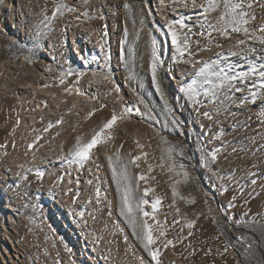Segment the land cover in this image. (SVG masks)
Instances as JSON below:
<instances>
[{
  "label": "rangeland",
  "instance_id": "rangeland-1",
  "mask_svg": "<svg viewBox=\"0 0 264 264\" xmlns=\"http://www.w3.org/2000/svg\"><path fill=\"white\" fill-rule=\"evenodd\" d=\"M23 2L29 21L36 23L41 28V38L34 40L14 33L1 17L4 0H0V60H14L21 56L28 61L40 60L41 63L51 67L55 72L53 80L55 83L57 82V86H69L77 78L75 75L67 76L63 84H59L57 78L62 69L84 70L80 59L69 47L70 28L77 25L72 21H76L75 17L81 16L85 10L82 6V0H23ZM200 2L201 0H197V3ZM59 3L76 8V12H65L63 15L57 14L55 18H52V13ZM124 4H129L130 7L126 9ZM87 11L94 18L87 19L81 16L79 21L87 22L97 30L99 38L103 37L105 53L110 57L105 69L103 67L104 56L102 55L103 63L100 70L111 73V77L123 92L135 100V96L130 91V83L125 79L131 72L135 77L134 83L139 85V91L150 106L155 109L161 121V124L153 127L150 126V122L141 120L144 128H146V134L158 168V175L155 180L152 182L149 180L148 186L153 185L151 187L154 189V194H150L148 199L151 200L153 196L161 198L157 220L166 231L167 239H172L175 242L178 236L187 237L182 243H175L174 247L162 249L161 260L163 258L164 261V256L171 251L175 257L182 258L183 264H264V219L252 214V209L259 207L262 198H264V193L260 191L264 187V176L257 175L254 178L257 180L256 185H249L248 190H243V193L239 191L235 194L221 195L219 189L214 187V184L221 182L216 181L207 169L201 167L199 149L206 147L209 150V147L205 136L203 140H198V137L203 135L204 129L214 125L216 120L203 118L198 121L191 107L187 106L181 94L178 93L174 79L168 75L173 64L170 41H166V38L161 35V32L166 30L163 29L164 21L159 18L154 2L151 0H89ZM199 11L200 9H192L190 13L185 14L194 17L193 21H189V23L194 24L195 14ZM219 14L220 12L216 11L211 16L215 19ZM256 16L257 19L254 24H259L261 18L264 17V11L258 6ZM45 17L49 19L46 20ZM125 29L127 33H125ZM105 31L107 32L106 36L104 35ZM198 31L199 28L194 26L193 32ZM213 35L215 42L221 44L224 51L230 48L233 51L238 50L233 45L236 44L237 40L244 38L242 34L237 33H232L227 39L219 37L215 33ZM152 39H156L161 48L164 47L165 43L168 44L167 50L163 53L165 68L161 73L162 86L165 95L184 122L183 134H181V130L171 127L170 121L165 120L163 105L151 86L149 65ZM192 40L193 48H195L196 40L200 41L201 46L206 43L205 38L196 35L192 37ZM248 43L251 44L252 42L249 41ZM257 47L259 46L257 45ZM217 51L219 49L213 44L210 50L200 52L198 59L214 58ZM235 59L232 58L233 61ZM37 69L39 72H43L41 66H38ZM241 95L243 94L235 93L237 103ZM256 102H247L242 107L235 104V108L232 110L236 116L235 121L231 120L230 123H232L227 127V131H230L231 135L233 134L234 139L240 138L245 144L250 140L254 141L252 139L256 136L258 142H254L264 144V123L261 122L264 121V117L260 115L264 112V108L258 107ZM103 103L99 102L94 108L96 109L94 114L85 121L82 120L80 125H75L76 127L68 126L67 128L65 126L64 129L61 125H58L61 127L59 128L54 124V132L60 134L58 136L61 137L67 155L77 136L90 139L92 130L110 118L111 106L104 103L107 106L101 108ZM15 105L14 89L10 93L2 94L0 97V145H5V147H0V157L4 159L3 164H0V264H57L58 261L59 264H79L80 262L74 253H71L66 247L68 244L66 235L62 234L56 238L46 222L43 215L44 203L39 194L40 190H43V184L35 175L36 171L25 164L24 168L20 167L21 169L16 171V178H13L11 171L5 167H12L11 162L15 161L18 156L16 148L21 145L19 143L24 139L21 136L18 137L21 134L18 133L20 127L17 124ZM213 105L206 102L201 107V111H209L212 114ZM164 123H169L167 129L163 127ZM201 123L206 128L201 129ZM157 129L160 130V135L167 138L169 144L182 146L185 157L190 158L185 159L176 156L178 163L182 162L187 166L191 179L186 183L182 181L176 185L179 193L187 199L181 200L177 196L175 207H170L173 200V182L181 178L176 176L175 171H169L167 166L159 167L161 151L167 148L168 144L161 142L160 135H157ZM25 134L27 135L28 132L25 131ZM131 141L132 139L127 133L116 132L114 140L107 147L98 146L95 155L99 160L104 180L108 183L112 210L122 228L124 237L126 240L128 238V243L130 246L132 245V249L141 257V260L144 262L147 260L146 264H154L131 227L119 215V193L112 181L111 170L106 159V156L112 155L117 149L124 156L129 153L136 155ZM242 148L243 150H241ZM236 149L237 151L233 152L232 157L236 159L237 163L247 168L253 167L254 164L252 163L255 157L250 150L246 147ZM7 161L9 165L6 163ZM212 167L219 169V165L216 163ZM263 171L262 168H259L256 172ZM131 172L133 176L140 172L145 173L141 167H132ZM25 175L27 179H21ZM157 182L161 183L157 184ZM140 183L141 188L146 186L143 182ZM136 195H142V192H137ZM233 195L236 196V200L233 201L234 207L228 208V202ZM193 199L194 203L189 202ZM205 200H207V204ZM176 208H179V215L176 213ZM148 210L150 211V209ZM245 213L248 214L247 217L244 216ZM228 215L234 217L232 222L227 220ZM252 218H255L254 223L245 225L244 221ZM186 219L196 220L195 226L191 229L192 236H188L189 229L183 227ZM213 219L216 222H213ZM174 220H179V223L174 224ZM235 220L241 221L240 226L235 224ZM182 227L183 232H181ZM240 237H244V239H240ZM225 244L228 245L227 252H224ZM192 249H195V252L193 255H189L193 252ZM206 253L209 254L206 255Z\"/></svg>",
  "mask_w": 264,
  "mask_h": 264
},
{
  "label": "snow or ice",
  "instance_id": "snow-or-ice-1",
  "mask_svg": "<svg viewBox=\"0 0 264 264\" xmlns=\"http://www.w3.org/2000/svg\"><path fill=\"white\" fill-rule=\"evenodd\" d=\"M89 0H82V6L85 10L81 13V16L87 19H93L87 11ZM175 6L177 8L185 9H200L199 12L195 14L194 24L189 23L193 21L194 17L192 15H185L179 13L177 18L167 19L163 14H161V20L164 21L163 29L161 35L166 38V41H170L171 48V60L173 64L187 65L188 68L182 70L180 80L178 81V93L181 94L182 98L185 100L187 106L191 107L195 113L197 120L206 118L212 120L213 116L209 111H201V107L207 102L212 104L224 105L227 101H232L233 104H237L238 107H242L247 102L255 103L257 100H264V17L261 18L259 24H254L257 19L256 8L257 6L264 11V0H201L197 3V0H158V11L163 12L166 7ZM127 9L130 7L129 4H124ZM219 11L220 14L215 19L212 18L211 14L213 12ZM65 12L74 13L76 8L68 7L63 3L56 5L55 10L52 13V18H55L57 14L63 15ZM81 16H76V20H80ZM48 20V17H45ZM47 26V25H46ZM199 28V31L194 33L193 27ZM125 33L127 30L125 29ZM218 35L222 38H230L232 33L242 34L243 39L237 40L236 44L233 45L234 48L238 49L233 51L231 48L224 51L222 45L215 42V37L213 34ZM104 35H107L105 31ZM196 35L203 37L206 43L201 46L200 41H195V48H193L192 37ZM90 39V36H89ZM252 43L249 44L248 42ZM97 46L100 48L101 55L104 56V65L106 69L108 66V60L110 57L105 53L103 37L98 40ZM215 44V47L219 49L214 54V58L208 59H197L196 57L202 51L210 50L211 46ZM257 45L259 47H257ZM168 44L165 43L164 47L161 48L157 44L156 39H152L150 43L151 49V60H150V74H151V86L154 89L155 94L159 97L160 102L163 105V112L165 113V120L170 121L171 127L176 130H181L184 126V122L181 120L180 115L177 114L175 108L170 103L169 98L165 95V91L162 86L161 73L165 68V61L163 59V53L167 50ZM232 58H236L235 61ZM92 61H99V56L93 55L91 57ZM85 64L88 60L85 59ZM47 71L51 72L52 69L49 67ZM185 73L190 76V79L185 78ZM70 75H75L77 77V82L79 79L86 75L83 71H73L71 68L67 70H61L59 77L57 78L59 84H63L65 78ZM93 80L91 83H100L96 80L97 72L93 71ZM169 76H173L174 72L169 69ZM111 73H106L103 76V80L111 84V89L106 93L107 96H111L113 92L116 93V97L112 100V111L110 118H107L98 128L92 130L90 139L83 136H77L75 138V143L73 144L68 156L65 157L64 162L68 164L71 169L72 165H75V171L81 172L85 165L89 162H93V157L95 150H98V146L107 147L115 138V133L119 128L120 124L129 118L133 114L140 117L141 120L150 122V126H155L161 124L158 114L155 109L150 106L144 95L139 91V85L134 83L135 77L129 72L125 79L130 83V91L135 96L134 101H126L124 97L120 94L121 88L110 78ZM31 87V85H28ZM42 87H50V85L45 84ZM65 92L71 94V88H66ZM235 93H242L241 97L238 99L235 97ZM79 91L77 95H80ZM221 97L223 99H221ZM47 107V105H44ZM107 105L102 104L101 108ZM39 107V105L37 106ZM76 105L73 104L68 112L75 109ZM34 111V110H33ZM96 109L89 111L85 119L91 117ZM217 112L220 108L216 109ZM234 115V114H233ZM264 117V112L260 113ZM264 123V121H261ZM63 123V116L55 121V125H60ZM19 124V120H17ZM53 123L49 122L47 126L43 129L44 132H48L49 129L53 127ZM163 127L167 129L169 123H164ZM201 129L205 126L201 123ZM157 135H160V130L157 129ZM207 133H203L202 136L198 137V140H203ZM223 136V132H217L213 135V139L220 140ZM41 136H36L35 141H39ZM160 140L164 144H168V147L162 149L159 167L167 166L169 171H175L176 176L181 179L174 180L172 187V204L170 207H175L176 197L179 196L181 200H186L181 193H179L176 185L183 182H188L191 179L190 174L187 171V166L176 160V156L181 158L190 159L185 157L184 148L178 144L171 145L167 141V138L160 135ZM34 141V142H35ZM211 141H209L210 143ZM227 142L225 141L221 146L207 150L206 147H201L200 151V165L201 167L207 169L211 177H214L216 181H223V183L214 184L223 195L227 189V180L225 175L221 174L219 170L212 167L213 164L217 162L218 155L223 151ZM137 148L141 149L140 153L137 155H132L129 153L127 156L121 154L120 150L117 149L112 155L106 156L108 161V166L111 170L112 181L117 187L119 193V215L124 218L127 224L133 230L134 235L140 240L142 247L151 258V262L154 264H162L161 255L162 249H167L170 246H175V243H182L183 240L187 239L185 236H178L174 242L172 239H167V233L160 225L157 220V213L159 207L161 206V198L153 196L151 200L148 199L150 194L154 193V189L148 186L149 180H154V176H149L143 172L135 174L133 176L131 168H140V161L145 159L147 163L148 153L144 152V144L136 142ZM0 147H5V145H0ZM30 150L33 148V144L30 143L27 146ZM261 149H264V144L260 145ZM243 150V148L241 149ZM235 147L232 148V152H236ZM22 167V166H21ZM97 172L99 171V166L96 165ZM153 170V165L148 164L147 172L151 173ZM27 171V170H26ZM89 175H94L92 169H88ZM19 175V174H18ZM37 178H42L44 172L37 169L35 172ZM257 174L255 172H248L249 177H254ZM68 177V184L73 183L72 172L65 170L56 181V184H61L65 177ZM21 179H27V176H22ZM95 187L94 196L90 197L86 204H91L92 200H95V204L100 206L106 199L105 193L101 186V181L98 175H94ZM228 179L235 180V177L229 176ZM135 180V183H133ZM143 182L145 187L141 188V183ZM239 183L238 181L236 182ZM257 180L251 179V184L256 185ZM76 184V194L72 198L73 204L77 202L79 197V185L80 180L77 177L75 180ZM88 185H93V179H88ZM238 190L243 193V187H239ZM72 192V188H69L65 195ZM137 192H142V195L137 196ZM236 200V196L233 195L232 199L228 202L227 207H234L233 201ZM194 203V199L189 201ZM207 204V200H205ZM247 204V201H245ZM150 209V211L148 210ZM98 209H94L93 213H89L92 219L95 220L94 212ZM85 211L81 210L79 212H74V218H78L79 221H83L87 225V220L85 219ZM176 213L179 215V208H176ZM109 216L112 215L111 205H109ZM247 213L244 214L247 217ZM227 220L232 222L234 217L232 215L227 216ZM255 218L246 219L244 221L245 225H251L254 223ZM213 222H216L213 219ZM174 224H178L179 220H174ZM196 224L195 219H186V223L183 227L189 229L188 236H192L193 227ZM235 224L240 226L241 221L235 220ZM183 227L181 232H183ZM244 239V237H240ZM228 245L225 244L224 252H227ZM70 251V250H69ZM193 252L189 255H193ZM209 253H206V255ZM187 258V257H186ZM59 264V261L57 262ZM140 264H144L141 260Z\"/></svg>",
  "mask_w": 264,
  "mask_h": 264
},
{
  "label": "bare ground",
  "instance_id": "bare-ground-1",
  "mask_svg": "<svg viewBox=\"0 0 264 264\" xmlns=\"http://www.w3.org/2000/svg\"><path fill=\"white\" fill-rule=\"evenodd\" d=\"M151 1L154 2L155 9L160 19L161 14L167 19H174L177 18L179 13L186 14L192 11L190 8L185 9L172 6L166 7L161 13L158 11L157 7L158 0ZM1 14V17L14 33L21 34L25 38L29 37L34 40L41 38V28H39L36 23L29 21L23 0H4ZM72 23L77 25L70 28L69 47L80 59L81 66L84 69L83 72L86 73V75L79 79V82H77V78L75 77L76 79L69 86H57V82L55 83L53 80V78H55V72L52 68L51 72L47 71L49 66L41 63L40 60L28 61L22 58V56L14 60H0V97L2 94L10 93L14 89L16 95V118L19 120L18 127H20V132L18 133L21 134L18 135V137L21 136L24 138L19 143L21 145L16 148L18 156L16 155L17 159L11 162L12 167H5L7 170L11 171L13 178H16V171L21 169V166L24 168L25 164L35 171L39 169L44 172V176L39 178V182L43 184V190L39 192L40 198L44 203L43 215L49 228L52 230V234H54L56 238H59L58 236L62 234H64V236L66 235L68 241L66 247H68L71 253H74L78 262H80L79 264H140L141 257L132 249V245L130 246L127 241L128 238L126 240L124 237L121 230L122 228L112 210V200L109 194L108 183L104 180L96 155L94 154L93 157L94 163H87L84 169L78 173L74 170L75 165H72L70 169L68 164L64 162L65 157L68 155L64 150L63 142L60 139L61 137L58 136L59 133H56V131L54 132L55 127L53 126L48 132L43 131L49 122H52L54 125L55 121L61 116H63V123L60 125L64 127V129L65 126H67V128L68 126L76 127L78 124L80 125L82 120L85 121L87 113L92 111L99 102L109 104L112 109V100L116 97L115 92H113L111 96L106 95L111 89V84L103 80V76L106 73L100 70V66L103 63V56L96 43L98 40H101L97 30L91 24L84 21L77 22V20H73ZM93 55L99 56V61H92L91 57ZM198 57L199 56H197V59ZM85 59L88 60L87 64L84 63ZM38 66L42 67L43 72L38 71ZM185 68H188V66L183 64H172L174 78L173 76L171 77L174 79L177 88L182 70ZM93 71L97 72L95 79L99 80L100 83L90 82L93 80ZM110 78L114 81L111 76ZM185 78L190 79V76L185 73ZM45 84L50 85V87H42ZM28 85H31V87H28ZM66 88H71V94L65 92ZM78 91L82 94L77 95ZM120 94L126 101H134V99L129 94L124 93L122 89ZM221 99L223 98L221 97ZM45 104L47 107L44 106ZM73 104L76 105L75 109L68 112V109L71 108ZM256 104L258 107L264 108V100H257ZM38 105L39 107H37ZM217 108H220L219 112L216 111ZM234 108L235 104H233L232 101H227L224 105L219 103L213 105L212 120L216 121H214V125L212 124L213 126L209 125L210 128L205 127L206 129H204V133L208 134L207 137L205 136V139L209 150L221 146L225 141L227 142L223 151L218 155L216 164L219 165L218 170L220 173L226 177V186L228 190L224 194L228 195L239 192V187H243V190H248L247 187L249 185L252 186L251 179H254L257 175L264 176V171L260 173L256 172L259 168L264 170V149L260 148L262 144L255 143L258 142V137L256 136L252 139L255 142L250 140L251 142L249 141L245 144L240 138L234 139L232 137L233 134L231 135L229 133L230 131H227L228 125L232 123H230V121H235L236 118L232 112ZM145 129L140 117L133 114L120 124L116 132H124L131 137V143L136 155L141 151V149L137 148L136 142L139 141V143L145 145L143 151L148 153L146 158L147 163H145V159L142 158L140 161L141 169L145 174L157 177L158 168ZM25 131L28 132L27 135ZM220 131L223 132L222 138L220 140L213 139V135ZM36 136H41V139L35 141ZM209 141L211 142L209 143ZM30 143L33 144L31 150L27 147ZM253 145H255V149ZM233 147H246L249 149L255 157L252 163L254 166H249L251 168L240 166L236 159L232 157ZM1 158L2 157H0V164H3L4 159ZM6 163L8 164V161ZM148 164L153 165L151 173L147 172ZM96 165L99 166L98 172ZM89 168L92 169L94 175L99 176L102 189L106 196L105 201L100 206L95 204L94 199L91 204L85 203L90 197L94 196L95 179L94 175H89ZM65 170L72 172L71 178L73 179V183L68 184V177L66 176L63 183L57 185V178ZM249 171L255 172L257 175L249 177ZM229 176L235 177V180L228 179ZM77 177L80 180V194L77 202L73 204L72 198L77 191L75 184ZM88 179H93V185L87 184ZM237 181L239 182L238 184L236 183ZM220 182L223 183V181ZM158 183L161 182H157V184ZM150 186L153 187V185ZM69 188H72V192L65 195V192H67ZM260 191L264 193V187ZM109 205H111V216L108 214ZM84 209H86L85 219L87 220V225H85L83 221L78 222V218H74L73 215L74 212H79ZM94 209H98L94 212L95 220L89 215V213H93ZM252 214L264 219V198H262L259 207L252 209ZM164 258V261L162 258V264H183L182 258L175 257L171 251L167 253ZM145 262L144 264H146Z\"/></svg>",
  "mask_w": 264,
  "mask_h": 264
}]
</instances>
